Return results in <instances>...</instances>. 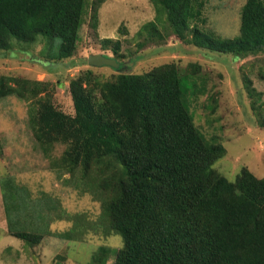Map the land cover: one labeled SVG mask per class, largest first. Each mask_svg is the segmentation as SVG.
Listing matches in <instances>:
<instances>
[{"label": "trees", "instance_id": "16d2710c", "mask_svg": "<svg viewBox=\"0 0 264 264\" xmlns=\"http://www.w3.org/2000/svg\"><path fill=\"white\" fill-rule=\"evenodd\" d=\"M150 1L156 15L137 32L140 47L172 33L236 58L264 50V0H246L236 38L199 25L205 22L201 0ZM88 8V0H0V50L59 39L55 57L69 59ZM191 66L187 77L176 63L112 81L84 73L70 82L74 115L56 107L46 83L0 78V99L17 95L29 102L30 127L45 149L67 144L59 176L98 172L96 186L110 195L105 233L123 239L116 264H264V177L244 169L233 182L214 168L226 149L204 138L184 101V80H192L193 94L198 87L199 67ZM4 186L11 234L39 242L49 232L52 205L27 200L7 181ZM76 229L64 238H79ZM109 251L100 248L92 264H106Z\"/></svg>", "mask_w": 264, "mask_h": 264}, {"label": "rangeland", "instance_id": "374dc122", "mask_svg": "<svg viewBox=\"0 0 264 264\" xmlns=\"http://www.w3.org/2000/svg\"><path fill=\"white\" fill-rule=\"evenodd\" d=\"M201 1L205 22L199 21V25L203 29L222 38L239 36L246 0ZM88 3L74 56L64 60L55 57L59 39H39L32 45L17 42L12 51L0 50V78L46 83L56 107L74 115L70 82L84 73L92 72L101 81H112L121 73L142 74L163 64L176 63L186 76L194 70L191 65H197V91L193 94L192 80H184V101L204 138L219 142L226 149L214 168L233 182L244 169L264 177V50L236 58L232 53L200 48L172 33L140 47L142 40L136 34L156 15L150 0ZM106 39L113 42L106 45ZM117 43L120 47L115 53ZM90 54L114 58L123 67L91 66ZM46 147L48 150L30 127L29 102L17 95L0 99V239L7 233L6 181L27 200L43 199L42 203L52 205L48 234L39 242L7 239L14 245L13 250L5 248L9 244L4 239L0 244V264H92L102 247L110 250L106 264H116L123 239L116 232L105 233L103 207L110 195L96 186L98 172L86 178L80 171L59 176L58 161L67 144ZM28 225L32 234L40 235ZM75 227L79 238H64Z\"/></svg>", "mask_w": 264, "mask_h": 264}, {"label": "water", "instance_id": "95a60500", "mask_svg": "<svg viewBox=\"0 0 264 264\" xmlns=\"http://www.w3.org/2000/svg\"><path fill=\"white\" fill-rule=\"evenodd\" d=\"M88 63L91 66H111L115 69H119L121 64L114 58L108 57L103 54H90L88 56Z\"/></svg>", "mask_w": 264, "mask_h": 264}, {"label": "crops", "instance_id": "0c3cea01", "mask_svg": "<svg viewBox=\"0 0 264 264\" xmlns=\"http://www.w3.org/2000/svg\"><path fill=\"white\" fill-rule=\"evenodd\" d=\"M5 212H6V208H5ZM7 214V213H6ZM8 218V217H7ZM9 223V224H8ZM7 226H6V231H7V233H5V236H3L0 240V244L2 243V242H4V239H5V244H9V245H7L5 248H11L10 250H13V248H14V245L13 244H11V243H9V242H6V240L8 239H16L17 237H15V236H13L12 234H10L9 233V231H10V222H9V219H8V222H7V224H6ZM15 230H17V229H15ZM18 239H20V238H18ZM21 240V239H20ZM3 244V243H2Z\"/></svg>", "mask_w": 264, "mask_h": 264}]
</instances>
